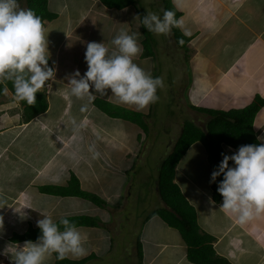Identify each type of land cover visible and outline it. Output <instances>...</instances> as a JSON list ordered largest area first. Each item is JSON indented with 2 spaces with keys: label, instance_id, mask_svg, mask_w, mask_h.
I'll return each mask as SVG.
<instances>
[{
  "label": "crops",
  "instance_id": "obj_1",
  "mask_svg": "<svg viewBox=\"0 0 264 264\" xmlns=\"http://www.w3.org/2000/svg\"><path fill=\"white\" fill-rule=\"evenodd\" d=\"M172 2L180 12L178 19L183 20V30H180L183 34L185 31L188 33L186 36L189 40L180 47L171 31L163 35L164 43L170 48L173 41L174 46L182 50L181 77L187 85L181 96L185 93L189 104L183 98L182 101L191 112H195L194 123L205 131L210 118L196 108L228 111L242 109L260 99L263 104L255 113L252 128L256 137H264V0ZM134 3L116 8L108 7L101 0H47L49 11L55 14L51 20H43L48 31V63L56 70L55 80L46 82L45 89L41 91L45 94L47 108L28 121L23 119V106L19 101V109L11 106L13 100L4 101V112L0 108V217H3L0 264H11V253L4 254L8 247L11 251L15 245L23 247L25 241H30L13 242L11 236L29 227H37V221L44 216H51L57 221L61 217L85 213L82 212L85 208H96L100 214L103 210L102 214L110 219L113 217L110 211L122 207L119 202L118 205L112 202V205L92 207V204L87 205L84 201L83 208H79L76 198L81 197L43 193L39 186L66 185L70 175L74 174L80 188L88 191L91 190L90 182L97 181V167L106 171V167H116L113 175L118 171L121 179L123 177L120 190L127 189L125 175L134 166L133 158L138 157L142 136L146 138L147 135L134 122L109 116L94 104V100L100 98L140 112L147 125L149 122L146 119L150 120L151 117L150 106L137 110L135 106L118 103L110 90L106 96H101L90 88L95 99L87 111L81 112L87 99L72 96L68 83L75 71L78 70L81 76L87 71L85 52L89 42L104 43L111 53L116 50L111 41L123 29L129 34L134 33L143 49L146 32L142 15L132 9ZM161 10L163 12L162 2ZM156 45L153 43L154 48ZM154 48L147 54L143 50L144 53L134 58V62L151 75ZM185 69L190 72L187 81ZM4 95H0V106L3 105L1 100ZM10 96L14 98L11 91ZM14 102L17 103V100ZM73 119L81 125L78 131L74 130ZM177 137L167 147V154ZM32 141L36 145L44 144L46 148L42 152H33L29 146ZM90 144L96 145L101 153L100 159L92 158L88 151ZM224 149L227 155L238 150L228 145H224ZM167 154L158 156L157 168ZM229 166L233 167L234 162L229 161ZM211 174L207 152L201 141H195L188 147L174 170L173 181L194 207L199 231L212 237L215 255L225 259L227 264H264V214L241 224L235 216L220 210L223 198L211 204ZM111 182L114 183V179ZM154 188L157 192V179ZM122 192L112 189L107 194L102 188L95 193L107 203ZM159 199L160 205L152 209L163 206L160 196ZM129 200L132 201L131 198ZM86 214L93 218L98 216L95 212ZM146 215L142 219L138 237L132 239L131 245L138 264H195L188 260L187 246L178 230L168 226L159 216L147 218ZM108 219H100L104 223L99 221L95 226H77L87 237V255L84 257L90 258L84 264H93L91 260L110 251L113 241L110 233L114 229L107 223ZM137 240L142 249L140 259L137 256Z\"/></svg>",
  "mask_w": 264,
  "mask_h": 264
},
{
  "label": "clouds",
  "instance_id": "obj_2",
  "mask_svg": "<svg viewBox=\"0 0 264 264\" xmlns=\"http://www.w3.org/2000/svg\"><path fill=\"white\" fill-rule=\"evenodd\" d=\"M142 24L156 35L166 36L173 27L183 30V20L177 19L171 10H163L162 17L147 11ZM184 34L188 35L186 31ZM47 35L42 18L34 10L22 8L19 0H0V85H4V94H8L7 83L11 82L14 98L29 106L36 104V94L45 89L46 82L55 80L56 70L48 63ZM111 43L116 48L111 53L104 43H87V71L81 76L77 70L69 77L70 94L87 99L81 112L88 110L96 93L106 96L108 90L118 103L135 106L137 110L157 103V90L165 87L164 78H153L134 62L143 52L136 35L121 29ZM179 43L183 44V40ZM72 124L74 130L81 127L75 119ZM257 140L264 141V137ZM88 151L93 159L101 158L95 144H90ZM221 156L210 180L214 183L223 176L217 188L223 198L220 210L232 214L241 224L260 217L264 214V143L241 145L232 155L221 153ZM229 161L234 162L233 167ZM209 202L215 204L211 198ZM37 227L42 234L36 242L25 241L23 247L15 245L11 251L9 247L5 250V255L11 253V264H46L53 254L58 260L87 255V237L68 218L61 217L57 223L51 216H44L37 221Z\"/></svg>",
  "mask_w": 264,
  "mask_h": 264
},
{
  "label": "trees",
  "instance_id": "obj_3",
  "mask_svg": "<svg viewBox=\"0 0 264 264\" xmlns=\"http://www.w3.org/2000/svg\"><path fill=\"white\" fill-rule=\"evenodd\" d=\"M108 7L123 8L134 3V0H101ZM163 10L175 12L178 19L180 12L174 6L172 0H162ZM26 9H32L42 18V20H51L55 14L49 11L47 0H26ZM172 34L177 45L183 47L186 45L189 37L184 35L180 28L173 27ZM183 40V44L179 41ZM143 50L145 54L150 52L146 39L143 41ZM143 52V53H144ZM8 89L14 95V88L11 82L7 83ZM4 85H0V95L4 94ZM22 107V115L25 121L30 120L37 114L47 108V101L43 92H37L36 104L29 106L24 101H19ZM94 104L109 116L128 119L138 124L143 131L147 130V124L143 119V114L114 103L97 98ZM263 104L260 99L254 100L248 106L242 109H233L228 111L196 108L197 111L207 113L210 118L206 123V130L203 131L199 126L190 120L183 122L181 131L174 142L170 152L163 158L158 168L157 189L163 202V206L152 209L146 216H159L168 226L178 230L187 246V258L195 264H227L225 259L215 255L211 240L212 237L205 232L199 231L196 222L194 207L186 200L181 193L179 186L173 181L174 170L177 162L185 153L188 147L195 141H201L207 152V160L211 172L217 168L222 160L221 153H225L224 145L238 149L241 145L260 144L252 128V121L255 113ZM223 176L217 177L216 182L211 184L212 198L219 202L222 196L217 188ZM43 193L59 196H78L91 200L97 205L104 203V200L94 193L80 188L79 180L71 174L66 185H45L39 186ZM70 222L77 226H95L96 218L89 215L79 214L67 216ZM59 222V219L56 221ZM61 230L62 227H61ZM38 227H29L22 233H14L11 236L13 242L23 240H37L41 235ZM54 264H84L90 257L81 259H56ZM137 256H142L141 243L137 240Z\"/></svg>",
  "mask_w": 264,
  "mask_h": 264
},
{
  "label": "rangeland",
  "instance_id": "obj_4",
  "mask_svg": "<svg viewBox=\"0 0 264 264\" xmlns=\"http://www.w3.org/2000/svg\"><path fill=\"white\" fill-rule=\"evenodd\" d=\"M134 1L135 3L132 9L136 10V12L141 14L142 17L147 14V11L155 12L158 15H161L162 0ZM19 2L22 8H26L25 0H19ZM144 32H146V44L150 52L154 48L153 43L157 44L153 50L155 53H153L154 60H152V76L153 78L163 77L165 87L163 89L157 90L159 101L150 105L151 117L150 120L146 119L147 123L149 122V126L147 125V130L144 131L147 136L146 138L142 136V139L139 142L140 150L137 154L138 157L133 158L134 166L131 170L128 169L129 173L128 175H125V178L128 180L126 186L127 189L120 190V182L123 177L121 179V176L117 174L118 171L115 175H113V172H115L117 169L116 167H106L108 172L105 169H102V167H97V181L90 182L91 190H88V192L94 193L101 199L102 197L95 193L98 189L102 190V188H105L107 194L110 193L112 189L114 192H122V190L124 191V193L122 192L121 195H119L116 199L113 198V201H108L107 203L104 201L105 203H103L104 206L112 205V202H116L115 204L117 205L118 202L121 203L122 207L120 210L110 211V213L113 214V217L115 218L110 217V219H108V215L102 214L103 210H101V215L96 210V208H85L82 211L85 213H81L90 215L86 213L95 212L98 215H96V224L99 221L103 222L100 219H108L107 223L111 224L112 228L114 229V232L112 231V233H110L111 237L113 238L110 251L107 254L104 253L105 256H100L96 260H91L90 262H93V264H138L137 258L135 256L134 259L132 252V239L138 237L137 234L141 229L142 219L146 215V212L151 210L153 207L160 205V199L157 194L158 191L156 192V189L154 188V182L157 179V167L159 164L158 156H161V154H167L169 150L167 147L170 146L171 142H173L178 136V131L186 119L193 121V123L196 120L195 112H191L183 102L185 100L188 103L189 100L187 96L185 93H183V97L181 96L182 90L185 91V86L187 85L183 80L184 78L181 77L183 62L180 63V59L182 57V50H178V48L174 46L175 44L172 41V38L171 46L169 48V46L164 43L165 37L163 35H156L152 33L153 35H151L154 37L151 39L152 36H150L146 28ZM170 49L172 50L171 53L169 52ZM185 64L186 62H184V66ZM185 75V81H187V78L190 77V72L186 69ZM172 91L174 92L172 93ZM9 100H13L11 102V106L15 105L18 107V109L21 107L18 101L17 103L14 102L15 98L10 96L9 91L8 94H5L1 100V102H3V105L0 106L2 112L5 111L3 110L5 108V102H9ZM147 108H149V106ZM166 141L169 142L165 145ZM32 142H30L29 146L33 148V152H42L46 148L44 144L36 145V143ZM112 179H114V183L111 182ZM131 195L134 196L132 197ZM130 198L132 201L129 200ZM76 201L79 208H83V203H85L84 201H86L87 205L92 204V207L97 206L96 203L84 198H76ZM124 201L126 203H124ZM107 223L105 222V224ZM53 257L55 258L54 254L46 261V264H54L55 259H53Z\"/></svg>",
  "mask_w": 264,
  "mask_h": 264
}]
</instances>
